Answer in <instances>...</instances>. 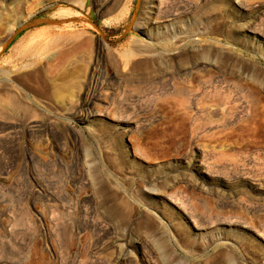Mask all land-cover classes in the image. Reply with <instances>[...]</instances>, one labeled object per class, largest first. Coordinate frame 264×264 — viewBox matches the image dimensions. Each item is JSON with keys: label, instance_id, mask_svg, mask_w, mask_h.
Wrapping results in <instances>:
<instances>
[{"label": "rangeland", "instance_id": "rangeland-1", "mask_svg": "<svg viewBox=\"0 0 264 264\" xmlns=\"http://www.w3.org/2000/svg\"><path fill=\"white\" fill-rule=\"evenodd\" d=\"M0 264H264V0H0Z\"/></svg>", "mask_w": 264, "mask_h": 264}, {"label": "bare ground", "instance_id": "bare-ground-1", "mask_svg": "<svg viewBox=\"0 0 264 264\" xmlns=\"http://www.w3.org/2000/svg\"><path fill=\"white\" fill-rule=\"evenodd\" d=\"M150 6V8H153L154 7V5L153 4H151V5H149ZM151 11V10H150ZM149 11V12H150ZM149 17V16H148ZM148 17H146V18H148ZM153 19V18H152ZM148 21V20H147ZM150 22H153V20H150ZM162 28V27H161Z\"/></svg>", "mask_w": 264, "mask_h": 264}]
</instances>
